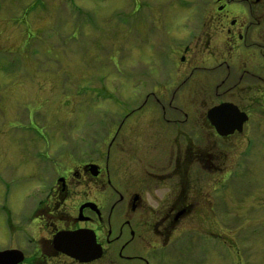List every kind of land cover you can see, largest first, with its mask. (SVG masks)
Wrapping results in <instances>:
<instances>
[{
    "label": "rangeland",
    "instance_id": "374dc122",
    "mask_svg": "<svg viewBox=\"0 0 264 264\" xmlns=\"http://www.w3.org/2000/svg\"><path fill=\"white\" fill-rule=\"evenodd\" d=\"M227 1L238 24L251 27L248 36L264 40V0ZM213 3L0 0V248L2 217L9 210L24 209L34 187L56 175L70 177L83 163L98 162L122 191L151 187L155 167L167 172L168 187L174 184L173 176L168 179L171 163L175 157L182 163L186 152L175 147L179 138L174 132L179 129L197 135L200 159L191 163L189 158L185 166L180 205L182 210L191 205L192 212L183 211L171 235L183 236L181 255L168 256L165 264H264V83L249 79H264V61L252 51L248 56L251 53L256 63L228 61L225 75H231L223 87V73L214 74L213 85L206 84L207 75L196 85L189 71H178L174 64L180 55L175 49L188 43L189 31L196 33L200 26L198 9L206 6L213 14ZM248 5L251 15L237 11ZM212 36V41L219 39L217 33ZM168 57L172 70L152 69L142 78L151 66L166 65ZM5 68L9 72L4 74ZM141 80L145 84L137 83ZM164 83L170 86L155 94L162 104H148L133 113L116 135L117 149L109 148L113 126L101 129L99 122L130 114L153 86ZM222 103L247 116L242 133L223 138L210 132L206 113ZM91 122L96 125L85 127ZM103 139V152L92 153L90 148ZM204 155L212 163L210 169L202 164ZM48 158L43 171L39 161ZM223 173L225 193L215 197L212 182ZM105 184L98 192L78 183L73 189L94 195L113 192L114 184ZM174 203L167 197L166 210ZM207 230L225 245L221 239L208 242L198 236ZM192 231L196 237L187 238Z\"/></svg>",
    "mask_w": 264,
    "mask_h": 264
},
{
    "label": "flooded vegetation",
    "instance_id": "af4514ba",
    "mask_svg": "<svg viewBox=\"0 0 264 264\" xmlns=\"http://www.w3.org/2000/svg\"><path fill=\"white\" fill-rule=\"evenodd\" d=\"M232 5L227 0H214L211 5L215 8L213 14H211L212 10L206 11V6L199 8L198 10L201 12L200 26L193 39L184 44V47L180 45L178 50L175 49L176 52H180L179 62L174 63L175 67L178 71H189V77L194 80L196 85L199 77L205 78L206 75V84L209 82L213 85L215 83L214 74L223 73V79L219 83L221 87L225 86L229 75H231L230 73L225 75V71L230 70V67L226 65L227 62L241 59L245 65L255 62L252 61L251 53L248 56L250 51L253 52L256 59L264 61V40L257 36L255 38L248 36V32L252 30L251 27L238 24L234 13L230 12ZM250 8H252L251 5L241 6L237 11L240 10L241 14L245 12V14L251 15ZM253 24L254 22H252ZM216 33L215 38L219 39L212 41V34ZM167 56L169 55L167 54ZM245 57L248 58V61L245 60ZM168 60L166 59V65L151 66L150 70L143 71L142 78L147 77L152 69L154 70L152 72L172 70L173 67L170 68L173 65L171 57L170 59L168 57ZM163 61L165 62L164 59ZM132 77L131 75L130 79ZM257 78L258 80L252 75L249 77L252 82L254 80V83H264L263 78ZM137 83L145 84L142 80ZM166 86H170L169 83H164L159 87L153 86L152 90L142 98V101H138L137 108L130 110L131 113H127L121 119L99 122L101 129H108L109 125L113 126L114 133L110 137L109 148L117 149L113 145L116 135L127 125L128 118L134 116L133 113L148 104H162L155 94L156 90L166 88ZM95 125L91 122L89 126L85 125V127L91 129ZM210 128V132L217 137L216 131L211 126ZM194 134L190 135L179 129L174 132V137L179 138L175 147L179 146L180 150L184 149L186 152H184L182 163L181 157H175V161L171 163L173 172L168 175V179L173 176L175 182L174 184L169 183V187L168 183L166 185V181L168 182L167 172L163 169L162 173L160 168L155 167L153 169L155 178L153 182L151 181V187L132 186L126 191H122L95 161L83 163L76 173L70 174V177L57 175L54 179H46L47 181L42 183L43 188L39 193L29 194L31 201L24 209L18 212L9 210L10 213L2 217L1 238L3 244L0 252L10 253L11 259L14 255L23 257L18 264H165L168 256L178 259L181 255L183 236L171 235L176 234L177 230L174 227L178 224L182 214L192 212L191 205H187L182 210L180 201L185 194L181 185L183 177L186 178L187 161L190 158L191 163L193 161L197 163L200 159L199 147L197 142L195 143L197 135ZM104 140L90 148L92 153L100 155L103 152ZM218 140L225 142V139ZM182 142H184L183 145ZM206 158L207 155H204V161L201 163L210 169L212 163H208ZM90 165L98 167L96 177H92ZM182 169L183 173H181ZM220 177L212 182L216 181L211 187L212 195L215 197L225 193V173ZM114 179L115 177H113ZM59 180L61 181L59 182ZM104 182L106 188L114 184L113 192L94 195L75 193L73 189L78 183V187L92 185L94 191L98 192V190H102ZM171 185L174 186L173 189L170 187ZM167 197L175 201L168 210L165 207ZM186 236L194 239L196 233L192 231V234L188 233ZM198 236L207 241L210 237L221 239V243L225 245L224 239L209 231ZM86 251L92 254L90 262H82L76 258L81 254L86 255ZM98 254L99 256H97ZM199 254L201 258L204 255L202 252ZM7 261L8 259L3 257L0 259V264H7Z\"/></svg>",
    "mask_w": 264,
    "mask_h": 264
},
{
    "label": "water",
    "instance_id": "95a60500",
    "mask_svg": "<svg viewBox=\"0 0 264 264\" xmlns=\"http://www.w3.org/2000/svg\"><path fill=\"white\" fill-rule=\"evenodd\" d=\"M206 119L216 132L223 137L232 135L235 131L240 133L243 124L248 120L244 113L228 103L210 109L207 112ZM95 170V167L91 170L93 176L97 175Z\"/></svg>",
    "mask_w": 264,
    "mask_h": 264
}]
</instances>
